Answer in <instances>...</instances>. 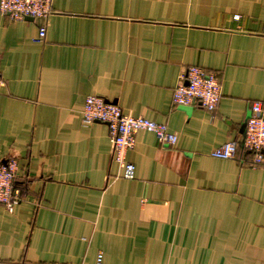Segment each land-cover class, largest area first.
Masks as SVG:
<instances>
[{
    "label": "crops",
    "instance_id": "obj_1",
    "mask_svg": "<svg viewBox=\"0 0 264 264\" xmlns=\"http://www.w3.org/2000/svg\"><path fill=\"white\" fill-rule=\"evenodd\" d=\"M38 27L0 14V159L26 184L0 205V264H264V163L210 157L264 103V0H53ZM189 66L218 74L213 113L173 105ZM88 96L177 143L139 131L123 179Z\"/></svg>",
    "mask_w": 264,
    "mask_h": 264
},
{
    "label": "built area",
    "instance_id": "obj_2",
    "mask_svg": "<svg viewBox=\"0 0 264 264\" xmlns=\"http://www.w3.org/2000/svg\"><path fill=\"white\" fill-rule=\"evenodd\" d=\"M53 0H0V14L12 21L39 22L36 42H43L46 26L52 15ZM237 20L238 17H235ZM4 82L0 79V87ZM221 97L219 76L197 66H189L179 77V83L172 90V103L177 107L199 106L213 113ZM95 123L105 124L112 150V160L122 171V178L133 180L135 166L126 160L127 151L135 145V136L139 131L152 133L163 146H174L177 136L166 125L141 117L124 114L114 104L106 103L100 97L88 96L81 112V124L84 127ZM242 151L243 163L256 167L264 163V103L252 102L245 121V133L239 140L222 144L210 152V157L220 160L236 159L238 150ZM20 177V168L15 158L0 159V205L9 211L23 200L16 183ZM102 255L98 254L96 264H101Z\"/></svg>",
    "mask_w": 264,
    "mask_h": 264
},
{
    "label": "trees",
    "instance_id": "obj_3",
    "mask_svg": "<svg viewBox=\"0 0 264 264\" xmlns=\"http://www.w3.org/2000/svg\"><path fill=\"white\" fill-rule=\"evenodd\" d=\"M19 182H21V181H18V183H16V188H18V190L21 193V196L23 197L24 193H25V190H26V184L23 181H22L21 184H19Z\"/></svg>",
    "mask_w": 264,
    "mask_h": 264
},
{
    "label": "water",
    "instance_id": "obj_4",
    "mask_svg": "<svg viewBox=\"0 0 264 264\" xmlns=\"http://www.w3.org/2000/svg\"><path fill=\"white\" fill-rule=\"evenodd\" d=\"M29 21H32L31 19H29ZM106 103H111V104H113L112 102H108V101H105ZM242 133H243V135H244V133H245V123L243 124V126H242Z\"/></svg>",
    "mask_w": 264,
    "mask_h": 264
}]
</instances>
